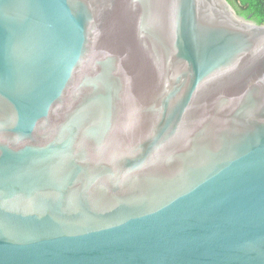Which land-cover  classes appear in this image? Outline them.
Returning a JSON list of instances; mask_svg holds the SVG:
<instances>
[{
    "label": "water",
    "instance_id": "obj_1",
    "mask_svg": "<svg viewBox=\"0 0 264 264\" xmlns=\"http://www.w3.org/2000/svg\"><path fill=\"white\" fill-rule=\"evenodd\" d=\"M0 264H264V24L0 0Z\"/></svg>",
    "mask_w": 264,
    "mask_h": 264
},
{
    "label": "trees",
    "instance_id": "obj_2",
    "mask_svg": "<svg viewBox=\"0 0 264 264\" xmlns=\"http://www.w3.org/2000/svg\"><path fill=\"white\" fill-rule=\"evenodd\" d=\"M236 10L238 16L264 24V0H228ZM251 15V18H249Z\"/></svg>",
    "mask_w": 264,
    "mask_h": 264
},
{
    "label": "flooded vegetation",
    "instance_id": "obj_3",
    "mask_svg": "<svg viewBox=\"0 0 264 264\" xmlns=\"http://www.w3.org/2000/svg\"><path fill=\"white\" fill-rule=\"evenodd\" d=\"M249 18H251V15H249ZM254 22V21H253Z\"/></svg>",
    "mask_w": 264,
    "mask_h": 264
},
{
    "label": "bare ground",
    "instance_id": "obj_4",
    "mask_svg": "<svg viewBox=\"0 0 264 264\" xmlns=\"http://www.w3.org/2000/svg\"><path fill=\"white\" fill-rule=\"evenodd\" d=\"M232 14V13H231Z\"/></svg>",
    "mask_w": 264,
    "mask_h": 264
}]
</instances>
